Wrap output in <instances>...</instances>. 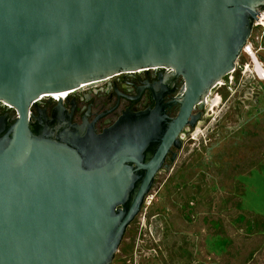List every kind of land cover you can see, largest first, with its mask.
<instances>
[{"label": "water", "instance_id": "water-1", "mask_svg": "<svg viewBox=\"0 0 264 264\" xmlns=\"http://www.w3.org/2000/svg\"><path fill=\"white\" fill-rule=\"evenodd\" d=\"M260 10L264 0H0V102L14 111L0 116V264H111ZM153 66L183 78L173 117L156 102L96 133L31 113L48 94Z\"/></svg>", "mask_w": 264, "mask_h": 264}, {"label": "rangeland", "instance_id": "rangeland-1", "mask_svg": "<svg viewBox=\"0 0 264 264\" xmlns=\"http://www.w3.org/2000/svg\"><path fill=\"white\" fill-rule=\"evenodd\" d=\"M246 61L210 92L111 264H264V81L240 71Z\"/></svg>", "mask_w": 264, "mask_h": 264}, {"label": "flooded vegetation", "instance_id": "flooded-vegetation-1", "mask_svg": "<svg viewBox=\"0 0 264 264\" xmlns=\"http://www.w3.org/2000/svg\"><path fill=\"white\" fill-rule=\"evenodd\" d=\"M233 79L234 76L224 77V81L222 83L220 81L214 88L217 86L218 88H231L229 84L234 82ZM182 85V76L176 75L170 67L153 66L119 72L103 80L82 85L73 91L61 93L58 95V98L62 100L60 105L51 97L41 99L30 110L37 117L42 110L40 115L44 116L40 117L46 126L50 124L55 127L57 124L61 129L65 128L68 123L85 124V128L91 127L96 133H100L113 125L127 109L140 111L154 107L156 102L165 108L170 117L175 116L179 105L173 103L172 100L179 94ZM207 102L202 107H196L192 111L194 114L200 113L198 120L193 127L186 125L179 133L181 146L179 149L171 146L164 160V165H168L169 169L162 166L155 175L153 186H155L161 172H165L168 177L170 176V171L183 146V135L194 130L199 121L202 120ZM5 114H14V111L0 102V116ZM172 152H176V156L171 163Z\"/></svg>", "mask_w": 264, "mask_h": 264}, {"label": "built area", "instance_id": "built-area-1", "mask_svg": "<svg viewBox=\"0 0 264 264\" xmlns=\"http://www.w3.org/2000/svg\"><path fill=\"white\" fill-rule=\"evenodd\" d=\"M264 10L259 11L258 19L253 21L252 30L250 33L247 42L245 43L242 53L247 56V61L244 64H241L239 69L241 72H245L248 68L251 72H254V61H258L260 63L261 68L263 69L264 62L262 61L261 57L264 58L262 55L259 54L261 49L264 50ZM257 44V46H255ZM237 68L233 69L234 72ZM256 75V74H255ZM62 93V92H61ZM61 93H54V94H61ZM52 98L58 100V96L50 95L48 98ZM55 97V98H54ZM57 98V99H56ZM3 103V102H2ZM7 107L11 108L9 104L4 103Z\"/></svg>", "mask_w": 264, "mask_h": 264}, {"label": "bare ground", "instance_id": "bare-ground-1", "mask_svg": "<svg viewBox=\"0 0 264 264\" xmlns=\"http://www.w3.org/2000/svg\"><path fill=\"white\" fill-rule=\"evenodd\" d=\"M254 72L256 74V76L262 81H264V70L261 68L260 63L258 61H254ZM65 92H63L62 94H64ZM52 94H48V96H50ZM58 96V94H53ZM55 98V97H54ZM57 99V98H56ZM59 99V98H58ZM208 98H206L205 103L207 102Z\"/></svg>", "mask_w": 264, "mask_h": 264}, {"label": "crops", "instance_id": "crops-1", "mask_svg": "<svg viewBox=\"0 0 264 264\" xmlns=\"http://www.w3.org/2000/svg\"><path fill=\"white\" fill-rule=\"evenodd\" d=\"M263 81V80H262Z\"/></svg>", "mask_w": 264, "mask_h": 264}]
</instances>
